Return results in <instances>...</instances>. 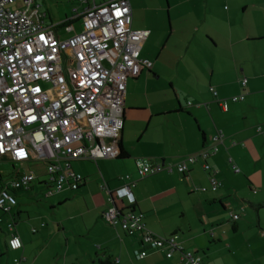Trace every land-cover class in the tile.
I'll return each instance as SVG.
<instances>
[{"label":"crops","instance_id":"1","mask_svg":"<svg viewBox=\"0 0 264 264\" xmlns=\"http://www.w3.org/2000/svg\"><path fill=\"white\" fill-rule=\"evenodd\" d=\"M106 1L36 0L46 13V24L62 37L82 30L88 6ZM130 2L132 27L150 31L141 57L154 64L126 83L120 138L126 156L73 162L85 181L77 190L66 188L48 197L50 218L28 214L29 221L20 224L25 209L19 195L31 196L33 189L45 186L17 192L18 204L0 224V253L1 239L13 250L7 230L12 218L23 241V247L13 251L27 252L29 244L39 248L34 260L24 264H175L177 251L169 258L167 249H147L140 236L103 218L108 199L102 181L116 189L125 183L122 176L130 174L137 180L134 208L144 213L149 230L166 238L176 235L177 243L208 264H264V0ZM226 2L231 7L225 8ZM63 21L73 30L56 27ZM78 21L80 30L74 25ZM62 29L69 35L63 36ZM243 78L248 79L245 86ZM243 93L244 100H231ZM220 98L229 100L227 111L221 109ZM218 130L223 139L208 160L222 182L219 190L211 188L202 160L185 174L175 170L138 175L139 160H177L199 152ZM117 203L129 207L127 201ZM236 213L239 218L234 220ZM52 244L58 251L49 258L46 252ZM143 250L148 253L139 258Z\"/></svg>","mask_w":264,"mask_h":264},{"label":"built area","instance_id":"2","mask_svg":"<svg viewBox=\"0 0 264 264\" xmlns=\"http://www.w3.org/2000/svg\"><path fill=\"white\" fill-rule=\"evenodd\" d=\"M45 17L36 0H0V158L19 164L15 176L0 184V224L3 212L11 213L18 204L16 193L38 183L37 166L30 170L31 166L41 165L38 170L47 173L45 195L51 196L66 188L76 190L84 183V175L73 169V162L119 157L127 80L154 64L141 57L142 43L150 31L132 27L130 0L88 6L82 14V30L67 37L48 26ZM56 27L73 30L67 21ZM247 82L242 79L243 86ZM211 90L217 95L213 87ZM244 99V93L231 97L235 102ZM218 103L221 109H229V100L220 98ZM212 139L209 146L177 160H139L138 175L175 170L185 174L202 160L211 188L219 190L222 182L208 159L219 150L222 130ZM229 162L235 172L240 171L232 157ZM122 178L125 183L116 189L106 181L100 185L108 199L103 218L129 235L140 236L152 249H167L169 258L177 251L175 264H208L200 254L177 243L176 235L166 238L149 230L144 213L132 208L137 180L130 174ZM125 201L129 207L117 203ZM232 218L237 220L239 214ZM7 230L10 247L22 248L15 219L8 220ZM147 253L143 250L138 256ZM24 261L15 258L13 264Z\"/></svg>","mask_w":264,"mask_h":264},{"label":"rangeland","instance_id":"3","mask_svg":"<svg viewBox=\"0 0 264 264\" xmlns=\"http://www.w3.org/2000/svg\"><path fill=\"white\" fill-rule=\"evenodd\" d=\"M224 5H226L225 8L231 7V4L228 2H226ZM262 12L264 13V11H262ZM241 14H243V13H241ZM54 16H55V19H58V17H60L57 12H54ZM74 25H75L76 30H80V28H81L80 21L76 22ZM60 31H61V34L63 36L69 35V33L66 32L64 29H62ZM109 52H111V55H114L113 48H110ZM106 63L110 64L111 61H107ZM18 166H19V164L16 162L14 164L10 161L0 159V172L3 175V177H2L3 181L2 182L10 181L15 176V169ZM41 177L45 179L47 176L42 175ZM19 193L20 194H26V191H20ZM44 193H45V187H42V188L38 187V188H35L32 190L31 196L19 195L18 198H20L21 201H23L22 206H23V209H25L22 212L23 221H20V224H23V223H26L29 221L28 214L31 218H34V217L40 216V215H46L48 218H50V216L52 214L50 201H49L48 197L44 196ZM34 235L35 234H31V236H34ZM1 244H2V249H3V254L0 253V259L3 260L4 264H13L12 261H14L15 258H18V259L25 258L26 261L24 263H26L27 261L29 263H31V261L34 260L36 254H37L36 252L39 249V248L35 249L36 244L35 245L29 244V248H28L27 252H24V251L18 252V251L8 250L3 239H1ZM65 244H66V241L64 240V245ZM60 246H61V244H60ZM76 246L77 245L74 243L73 248ZM65 247H66V245H65ZM57 251H58L57 249L54 250V245L52 244L48 248V252H46V255H47V257L50 258L54 255V253H57ZM55 255L53 257H56ZM63 255H64V248H62V250L60 252V256H63Z\"/></svg>","mask_w":264,"mask_h":264},{"label":"trees","instance_id":"4","mask_svg":"<svg viewBox=\"0 0 264 264\" xmlns=\"http://www.w3.org/2000/svg\"><path fill=\"white\" fill-rule=\"evenodd\" d=\"M126 155H125V152L121 149V153H120V155H119V157H125ZM37 166V169H36V171H37V175H38V177H41L42 175H46L47 173H45V171H39L38 169H40V168H38V166H41V165H33V166H31L29 169L30 170H32V169H34V167H36ZM47 176V175H46ZM2 177H3V175H2V173L0 172V184H1V182L3 181V179H2ZM42 178V177H41ZM39 179V181H38V183H36L35 184V186L36 185H38V184H42V185H44L45 186V189H46V187H47V184H46V179ZM1 186V185H0ZM34 188V187H33ZM32 188V189H33ZM80 188V187H79ZM78 188V189H79ZM77 190V189H76ZM46 191V190H45ZM58 193V192H57ZM54 194H56V193H54ZM53 194V195H54ZM44 196L45 197H50V196H46L45 195V193H44ZM52 196V195H51ZM132 208H134V207H132ZM7 213H9V215L11 214L10 212H7ZM7 213H4L3 212V217L5 216V215H7ZM5 219V218H4ZM10 218H8V220H9ZM12 219V218H11ZM10 245V244H9ZM145 247H146V245H144ZM147 249L149 248V249H152V248H150L149 246H147L146 247ZM14 250V249H13ZM14 262V261H13ZM25 262V261H24ZM23 262V263H24ZM22 263V264H23ZM99 264H113L110 260H108V261H102V260H99V262H98Z\"/></svg>","mask_w":264,"mask_h":264},{"label":"snow or ice","instance_id":"5","mask_svg":"<svg viewBox=\"0 0 264 264\" xmlns=\"http://www.w3.org/2000/svg\"><path fill=\"white\" fill-rule=\"evenodd\" d=\"M19 155L23 156V155H24V153H22V152H21Z\"/></svg>","mask_w":264,"mask_h":264},{"label":"water","instance_id":"6","mask_svg":"<svg viewBox=\"0 0 264 264\" xmlns=\"http://www.w3.org/2000/svg\"><path fill=\"white\" fill-rule=\"evenodd\" d=\"M120 149H122V148H121V145H120Z\"/></svg>","mask_w":264,"mask_h":264}]
</instances>
